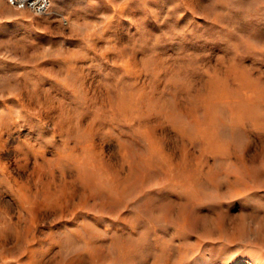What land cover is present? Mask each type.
Segmentation results:
<instances>
[{
    "label": "rangeland",
    "instance_id": "1",
    "mask_svg": "<svg viewBox=\"0 0 264 264\" xmlns=\"http://www.w3.org/2000/svg\"><path fill=\"white\" fill-rule=\"evenodd\" d=\"M0 264H264V0H0Z\"/></svg>",
    "mask_w": 264,
    "mask_h": 264
},
{
    "label": "built area",
    "instance_id": "2",
    "mask_svg": "<svg viewBox=\"0 0 264 264\" xmlns=\"http://www.w3.org/2000/svg\"><path fill=\"white\" fill-rule=\"evenodd\" d=\"M13 6H28L29 9L37 10V14H44L49 8V0H7Z\"/></svg>",
    "mask_w": 264,
    "mask_h": 264
}]
</instances>
